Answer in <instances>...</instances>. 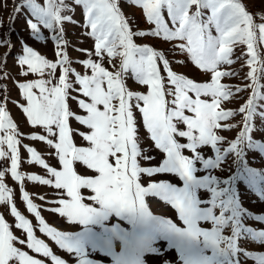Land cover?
I'll return each mask as SVG.
<instances>
[{
  "label": "snow or ice",
  "instance_id": "snow-or-ice-1",
  "mask_svg": "<svg viewBox=\"0 0 264 264\" xmlns=\"http://www.w3.org/2000/svg\"><path fill=\"white\" fill-rule=\"evenodd\" d=\"M133 2L141 4L147 20L155 24L152 35L163 34L165 40L169 41H186V44H180L179 48L187 51L196 66L211 72V82L197 83L184 75H178L169 68V61L163 53L148 45L135 44L133 35L142 37L147 33H133L130 30L116 0H75L76 4L83 5L85 24L91 28L89 35L95 38V54L100 56L102 52H106L108 57L119 55L123 58L121 70L113 73L91 59L82 62L85 67L91 68L92 74L82 76L77 73L76 83L81 86L79 91L85 97H90L91 102L79 100V106L87 111V115H78L75 119L91 130L90 134L84 136L91 146L77 147L73 143L69 128V117L72 113L66 103L67 90L71 88V84L67 82V74L71 69L63 65L68 62V56L64 54L53 63L25 45L24 55L18 60L27 65L32 73L43 74L46 69L55 70L58 64L61 66L59 81L55 86L49 87L51 80L45 79L19 84L21 94L27 100L23 112L29 123L44 127L49 135H56L53 126L58 130L57 142L53 144L51 139L46 142L57 150L62 170L49 167L30 147L27 148L31 157L29 162H36L46 168L48 173L55 177L54 187L66 191L69 199L57 201L61 207L50 210L66 217L69 223L89 225L107 218L113 212L117 216L126 215L133 223L151 220L159 225L158 238L167 240L169 248H175L182 264H241L238 253L242 249L238 247V240L251 239L264 243V230L256 231L242 222L245 218L264 220V214L247 212L242 207L236 187L238 181L243 182L256 190L264 200V171L250 167L245 160L246 152L250 150L258 151L264 156V142L254 139L252 135L256 128L253 124L254 116L259 115L264 126V111H258L264 109V105L257 103L258 100H264L260 93L262 86L258 82L259 74L264 72V64L260 62L256 47L257 39L264 43V23L255 24L253 16L245 10L240 0ZM193 5L196 6V11L190 13ZM23 6L29 8L37 20L27 21L33 34H39L38 24L52 29L54 24L59 25L61 21L71 20L70 16L61 15L63 0H45L44 7L36 0H23ZM164 9L167 10L172 24L178 25L174 30L165 23L162 14ZM204 9L210 11L206 18ZM14 10L20 12L21 7L17 6ZM213 28L216 35H213ZM236 43H243L247 47L249 59L246 63L251 69L247 77L252 81V94L238 110L244 114L241 131L222 149L218 145L225 138L215 130L222 128L219 121H224L235 113L232 110L219 109L220 101L228 100L233 95L229 86L220 83V78L233 73L218 70V66L234 62L230 56ZM57 56H61V53L57 52ZM157 58L163 62L168 81L174 86V92L168 89V95L174 96L171 101L165 99V88ZM257 64H260L259 68L255 66ZM129 69L140 84L147 85V94L126 89L122 76ZM34 88L38 90V94L33 92ZM236 91L241 89L237 87ZM189 93L195 94V99ZM202 95L211 96V102L201 99ZM133 98L143 101V107H140L139 103L136 104L142 114L143 126L150 133L155 147L164 153L159 166L142 167L138 163V158L151 160L154 157L144 156L142 153L147 150H142L139 146L138 128L130 104ZM114 100H118V105L113 104ZM169 104L174 107H169ZM99 105H103V110H100ZM185 109L193 115H185ZM180 123L186 125V130L178 129ZM16 128L17 125L13 123L8 112L0 106V131L5 133L0 136V146L6 144L10 150V172L12 177L19 181L22 176L17 170L19 141L16 139ZM177 137L186 138L187 143L178 142ZM31 138L45 140L44 136L36 134ZM202 146H210L214 157L205 158L199 150ZM184 149L190 150L193 155H184ZM117 153L120 155L117 156ZM230 154L234 155L231 163L235 165V172L226 179L211 174V170L220 168ZM4 156L6 153L0 147V158ZM110 156L116 157L115 166L109 162ZM74 162H82L98 175H78L73 167ZM202 170H208V174L198 176L197 173ZM154 173L175 174L182 181V186L161 180L142 187L139 182L141 174L151 177ZM3 175L4 172L0 171V177ZM28 179L42 184H53L52 180L34 174H30ZM82 189H90L94 193L87 199L94 201L98 207L83 202L85 197L81 195ZM200 190L210 193V198L202 199L198 195ZM21 194L27 210L35 214L41 233L50 237L61 249L69 253L74 252L80 258L79 264H101L88 258L82 239L83 233L62 232L50 227L41 218L37 205L29 199L23 188ZM146 195L159 197L171 205L184 227H178L171 219L154 215L145 202ZM5 200L11 202V190L0 182V202ZM214 209H219L218 215L214 213ZM11 213L16 219L15 226L27 233L29 249L44 257H50L53 264H65V261L52 254L44 240L34 235L31 222L21 215L15 206L11 207ZM202 221L211 222V228L202 227ZM228 226L231 228V235H224L223 232ZM16 239L9 225L0 216V264H9L12 260H18L19 264H42V261L15 247L13 241ZM20 243L24 241L21 240ZM159 252L160 249L156 245L135 255L125 251L114 264H146V253ZM244 256L256 259L257 264H264V253L244 251ZM164 264L171 262L165 260Z\"/></svg>",
  "mask_w": 264,
  "mask_h": 264
},
{
  "label": "rangeland",
  "instance_id": "rangeland-1",
  "mask_svg": "<svg viewBox=\"0 0 264 264\" xmlns=\"http://www.w3.org/2000/svg\"><path fill=\"white\" fill-rule=\"evenodd\" d=\"M41 7L45 6V0H36ZM59 2V0H58ZM117 6L120 9L121 14L129 24L130 30L135 33L137 31H144L147 33L145 36L133 35V42L138 46L148 45L155 51L164 54L165 59L169 61V68L178 75H184L186 78L192 79L197 83L211 82V72L200 69L190 59L186 50H181L179 45L186 44V41H180L173 39L171 41L165 40L163 34L160 36L152 35V30L155 29V24L150 23L143 11V7L139 3H134L133 0H116ZM245 6V10L253 16V22L255 24L264 23V0H240ZM64 7H62L61 15L70 16L71 20L61 21L59 25L54 24L52 29H46L43 25L38 24L40 28L39 34H33L29 28L27 21L31 19L33 22H37L36 18L32 16L31 10L26 6H23V0H0V106H2L9 114L13 123L17 125L15 130L16 139L19 141L17 144L18 149V172L21 174L22 179L15 180L10 172L11 168V152L4 144L2 150L6 153V156L0 158V171L4 172L3 177H0L6 188L11 190V202L7 200L0 202V216H2L5 222L9 225L10 231L17 237L13 241V245L32 256L34 259L42 261V264H53L50 257H44L40 253L34 252L27 247V233L23 229L17 228L16 219L11 213V207L15 206L17 211L28 219L33 227L34 235L38 239L44 240L49 246L53 255L59 259L65 261V264H79V257L73 252L69 253L65 249H61L55 241H53L46 234L39 231V222L36 220L35 214L27 210L26 203L22 199L21 189L28 193L29 199L37 205V210L41 214V218L44 219L50 227H55L58 231L83 233V242L85 245V251L88 254V258L101 262V264H114V261L119 259L125 250L121 249L119 245L113 248L109 244H101L100 241L105 234L113 233L120 236L121 239H125L130 233L128 231L131 226L135 231L136 224L133 223L126 215L117 216L114 212L109 214L107 218L101 219L98 222L90 223L89 225H80L78 223H69L66 217H62L58 212L51 211L50 209L61 207L57 201L69 199L66 195V191L63 189H56L54 187L55 177L48 173L47 169L36 162H29L31 157L27 148L34 149L45 163L56 170H62V165L59 162L57 150L53 145L47 144V140L51 139L53 144L58 140V130L53 126V131L56 135H49L46 129L40 125H32L29 123L26 114L23 112V107L27 106L26 98L21 94L19 88L20 83H26L37 79L51 80L50 86L58 84L59 76L61 74V66L58 64L55 70L46 69L43 74L32 73L27 65L21 64L18 58L24 55V46L31 47L39 55L44 56L50 62L55 63L58 59H61L64 54L68 56V62L63 65L71 69L67 74V82L71 84V88L67 90L66 103L72 116L69 117V128L71 130V136L73 143L77 147H90V142L87 141L84 136L90 134L88 126L81 124L75 119L76 116H86L87 111L79 106V100H84L86 103H90V97H85L82 92L79 91L80 85L76 83V74L91 75L92 70L90 67H85L82 63L84 60L91 59L93 62L100 63L106 70L113 73L120 71V65L122 57L119 55L108 57L106 52H102L100 56L95 54V38L89 33L91 32L90 26L85 24L84 8L83 5H78L75 0H63ZM20 6V12H16L15 7ZM196 11V6L193 5L190 8V13ZM204 17L210 15L208 9L203 10ZM165 23L170 28H174L178 25H173L171 18L167 15V10L162 12ZM213 35H216L215 29H212ZM257 37H259V29H256ZM37 35L39 38H37ZM53 37H58L54 39ZM257 51L259 53L260 62L264 64V43H261L257 39ZM57 52L61 53V56H57ZM234 62L232 64H221L218 66V70L232 72V75L223 76L220 78V83L229 86L233 95L228 100H221L219 109L232 110L235 114L232 117L227 118L224 121H219L222 125L221 129H216L218 135L223 136L224 141L219 143V147L222 149L228 146V142L235 139L238 133L243 127V115L239 113V108L246 103L249 96L252 94L251 79L247 77V73L251 70L250 66L246 63L249 59L247 55V47L243 43H236L233 45V54L230 56ZM157 66L160 70V74L163 78V85L165 88V99L171 101L174 96L168 95V89H172L174 92V86H172L167 77V72L164 69L163 62L157 58ZM260 67V64L255 65ZM24 73V74H22ZM122 79L125 87L128 91L139 92L141 94H147V85L140 84L137 79L134 78L133 73L129 69L128 72L123 73ZM259 84L261 96H264V72L259 74ZM106 87V86H105ZM239 87L241 91L237 92ZM33 92L38 94L37 89H33ZM193 99L195 94L189 93ZM201 99L211 102V96H201ZM139 103L140 107H143V101H136L133 98L130 101L132 105L134 121L138 128L139 146L144 156H151L154 159L146 160L138 158V163L142 167L159 166V163L164 158V153L155 147L154 141L150 138V133L143 126L142 114L136 104ZM258 104L264 105V100H258ZM114 105H118V100L113 101ZM100 110H103V105L98 106ZM169 107L174 105L169 104ZM218 109V110H219ZM258 111H264V109H258ZM185 115H193L187 109H185ZM253 124L256 126L252 135L254 139L264 142V126H262L261 118L259 115L254 116ZM224 125L229 127L225 128ZM179 130H186V125L183 123L178 124ZM5 133L0 131V136ZM33 134L37 136H44L45 140L31 138ZM178 142L187 143L186 138L177 137ZM205 158L213 156L210 146H202L199 149ZM184 155L192 156L190 150H182ZM120 154L117 153V156ZM234 159V155L230 154L226 157L225 162L221 167L215 170H211V174L217 175L220 179H226L228 176L235 172V165L231 163ZM116 157H109V162L115 166ZM245 160L250 167L257 168L264 171V156L258 151L250 150L246 152ZM74 170L78 175L95 177L98 173L93 169H88L82 162H74ZM199 167V165H198ZM30 174L40 176L44 179H50L53 184H42L39 181H33L28 179ZM208 174V170H202L197 173L198 176ZM161 180H166L170 183H174L177 186H182V181L178 176L172 173H154L151 177L147 174H141L139 182L142 187H147L149 183H158ZM237 191L242 204V207L247 212L254 213L256 215L264 214V200L260 198L256 190L249 187L247 184L238 181ZM81 195L85 197V203L91 204L94 207H98L94 201L88 200L87 197L94 195L90 189H82ZM198 195L202 198H210V193L206 190H200ZM43 197V199H41ZM145 202L149 206V210L154 215H160L164 218L171 219L178 227H184L183 222L179 219V216L174 208L167 202L161 200L159 197L153 195H146ZM215 214H219V209H214ZM248 228H252L256 231L264 230V220H256L254 218H245L242 221ZM200 225L204 228H211V222L202 221ZM224 235H231L230 226L226 227ZM159 237V233H158ZM23 240L24 243H20ZM156 246L160 249L159 253H146V264H164L165 260L171 262V264H182L179 259V254L175 248L168 247V241L162 238H158ZM238 247L242 249L238 253V257L241 264H257L256 259L248 257L245 258L244 251L249 253H264V243L252 241L251 239L238 240ZM210 254V253H209ZM9 264H19L18 260H12Z\"/></svg>",
  "mask_w": 264,
  "mask_h": 264
},
{
  "label": "clouds",
  "instance_id": "clouds-1",
  "mask_svg": "<svg viewBox=\"0 0 264 264\" xmlns=\"http://www.w3.org/2000/svg\"><path fill=\"white\" fill-rule=\"evenodd\" d=\"M135 231L129 227V235L125 239H121L113 233L105 234L102 237L101 244H109L113 248L117 245L121 249L127 251L130 255H135L142 250L155 246L158 243V223L151 220L137 221Z\"/></svg>",
  "mask_w": 264,
  "mask_h": 264
}]
</instances>
